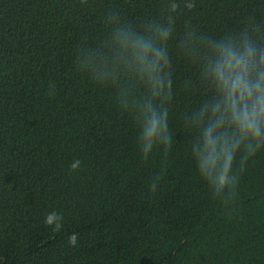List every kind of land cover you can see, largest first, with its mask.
Instances as JSON below:
<instances>
[{"label": "trees", "instance_id": "1", "mask_svg": "<svg viewBox=\"0 0 264 264\" xmlns=\"http://www.w3.org/2000/svg\"><path fill=\"white\" fill-rule=\"evenodd\" d=\"M157 26L168 100L118 59L119 30ZM230 39L264 51V0H0V264H264V145L237 150L220 194L192 152L189 119L215 95L209 41ZM149 99L172 140L145 159Z\"/></svg>", "mask_w": 264, "mask_h": 264}, {"label": "clouds", "instance_id": "2", "mask_svg": "<svg viewBox=\"0 0 264 264\" xmlns=\"http://www.w3.org/2000/svg\"><path fill=\"white\" fill-rule=\"evenodd\" d=\"M186 6L189 9L193 7L192 4ZM177 7L176 3L170 5L172 11ZM119 31L118 59L126 69L135 65V74L148 86L151 98L170 99L171 74L168 72L164 77L162 73L170 66L167 44L171 29L157 26L155 39ZM209 45L216 58L214 62H208L205 74L212 81L215 95L192 115L188 123L201 130V137L192 148L199 172L215 193L220 194L236 181L231 170L237 150L243 146L246 153L243 159L246 161L264 145V51L247 39L242 49L236 47L231 39L228 43L209 41ZM129 50L132 59L124 62ZM110 71H115V68ZM109 74L101 70L100 78L107 80ZM168 114L167 107L157 109L151 99L138 111L136 118L143 127L140 140L145 159L154 145L163 144L167 153L172 140ZM79 163L76 161L71 168L76 169ZM152 190L155 191V181ZM52 219L53 216L49 215L46 223H51ZM75 239L72 236L70 242L74 243Z\"/></svg>", "mask_w": 264, "mask_h": 264}]
</instances>
